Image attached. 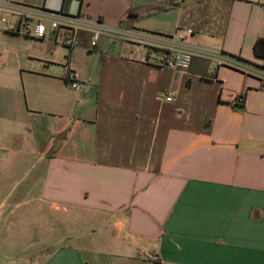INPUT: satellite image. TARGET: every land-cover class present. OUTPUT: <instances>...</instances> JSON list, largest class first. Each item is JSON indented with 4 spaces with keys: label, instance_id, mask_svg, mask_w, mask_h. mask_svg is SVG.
<instances>
[{
    "label": "crops",
    "instance_id": "1",
    "mask_svg": "<svg viewBox=\"0 0 264 264\" xmlns=\"http://www.w3.org/2000/svg\"><path fill=\"white\" fill-rule=\"evenodd\" d=\"M0 2L49 26L23 36L19 13H0V260L264 264V0ZM130 9L142 40L92 47L79 31L69 49L50 26L115 28ZM183 29L214 54L185 72L153 64L157 39Z\"/></svg>",
    "mask_w": 264,
    "mask_h": 264
},
{
    "label": "built area",
    "instance_id": "2",
    "mask_svg": "<svg viewBox=\"0 0 264 264\" xmlns=\"http://www.w3.org/2000/svg\"><path fill=\"white\" fill-rule=\"evenodd\" d=\"M81 1V0H78ZM9 9L17 11L21 18V24L17 29V33L23 36H32L36 39H44L47 33V27L42 20L37 21L32 31L30 28V21L35 15L43 14L42 10L17 6L11 3L0 2V13L6 12ZM51 30L59 32L63 37V45L69 49L78 47L79 42L76 37L77 32L86 31L91 33V45L95 47L104 34L112 38L124 40H142L141 36L134 33L130 29L121 26L115 28L107 27L97 20H91L86 17H71L57 15L51 21ZM193 37L192 29L179 30L175 38L157 39V49L151 62L160 68H166L174 72H185L190 69L193 56L199 54L205 57H211L214 52L206 49L192 48L190 46V39ZM1 54V52H0ZM259 78L262 80L264 87V69L257 71ZM70 86L72 89H79L82 84L77 80L76 75L71 73L69 76ZM165 99L168 103L173 102L174 93L167 92ZM242 102V100H241ZM155 261L158 258H153Z\"/></svg>",
    "mask_w": 264,
    "mask_h": 264
},
{
    "label": "trees",
    "instance_id": "3",
    "mask_svg": "<svg viewBox=\"0 0 264 264\" xmlns=\"http://www.w3.org/2000/svg\"><path fill=\"white\" fill-rule=\"evenodd\" d=\"M172 5H174V4H172ZM166 8L167 7H165V6H157V7H154L152 9V12L162 11V10H165ZM137 18H138V15L136 14L135 10L134 9H130L127 12V14H126L125 19L120 21L119 26L124 27L126 29H132V28L128 27L129 26V22L135 21ZM254 54H255V56L257 58H260V59L264 60V38H260V39H258L255 42V44H254ZM242 61H244L246 63H251V62H248V61H245V60H242ZM241 100L243 102L244 97H241ZM242 104H240V105L238 104V106L243 108Z\"/></svg>",
    "mask_w": 264,
    "mask_h": 264
},
{
    "label": "rangeland",
    "instance_id": "4",
    "mask_svg": "<svg viewBox=\"0 0 264 264\" xmlns=\"http://www.w3.org/2000/svg\"><path fill=\"white\" fill-rule=\"evenodd\" d=\"M46 27L49 28V26L47 25V23H45ZM15 263H19V262H9V261H3L0 260V264H15Z\"/></svg>",
    "mask_w": 264,
    "mask_h": 264
}]
</instances>
